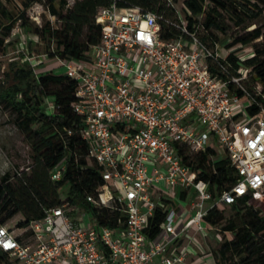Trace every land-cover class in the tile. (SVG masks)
Wrapping results in <instances>:
<instances>
[{
  "label": "built area",
  "instance_id": "built-area-1",
  "mask_svg": "<svg viewBox=\"0 0 264 264\" xmlns=\"http://www.w3.org/2000/svg\"><path fill=\"white\" fill-rule=\"evenodd\" d=\"M94 19L102 30L89 58L48 59L64 72H46L76 83L79 135L103 180L85 202L98 211L118 209L124 219L109 227L90 215L84 226L86 212L63 204L44 209L20 239L0 225V250L16 264H182L187 251L174 247L189 229L214 230L203 222L208 210L264 203V103L244 87L249 69L240 65L230 72L221 63L224 45L208 47L186 33L180 16L182 33L173 39L162 37L160 17L151 11L113 2ZM48 110L53 114L52 97L43 103L50 115ZM181 147L226 156L234 184L213 198L207 183L182 163ZM63 171L50 170V181H59ZM181 192L186 199L193 193L194 202L185 204ZM162 199L168 201L164 221L148 240L144 230ZM188 206L193 214L184 219Z\"/></svg>",
  "mask_w": 264,
  "mask_h": 264
},
{
  "label": "trees",
  "instance_id": "trees-1",
  "mask_svg": "<svg viewBox=\"0 0 264 264\" xmlns=\"http://www.w3.org/2000/svg\"><path fill=\"white\" fill-rule=\"evenodd\" d=\"M186 24V33H194L208 47L220 45L230 29L224 19L231 21L242 35L231 37L224 43L226 57L221 63L230 72L240 65L249 69V80L244 83L254 99L264 103V61L259 60L260 51L254 50L252 57L238 59L232 47L247 46L264 36V0H181ZM33 1L22 3V11L14 16L0 1V51L7 46L6 40L16 23L21 29L33 32L46 43V56L63 60H87L91 46L99 42L102 28L95 23L94 16L99 8L113 2L119 8H139L156 13L160 32L164 39H173L182 33L177 27L179 16L166 0H75L65 13L56 4L63 0H44L49 14L57 17V24L49 21L41 26L30 23L26 10ZM250 27V30H248ZM230 49V50H229ZM31 43L26 47L30 54ZM29 56L18 52L9 60L1 73L0 104L10 109L18 120L19 127L27 137L33 155V164L26 172H15L12 183L8 174L0 183V225L19 215L16 224L25 229L32 220L43 217V210L67 204L69 207L87 210L99 225L114 227L124 215L118 209L98 211L85 202L86 195H96L103 185L99 168L86 159L87 146L79 135L83 127L81 116L74 113L77 102L76 83L63 75L36 71ZM259 87V91L257 90ZM236 92L241 95L240 90ZM53 98L54 112L43 111L44 100ZM255 109H251L253 113ZM67 130L72 133L67 134ZM182 163L197 172V179L208 185L213 198L230 189L235 175L226 156L206 149L192 153L186 147L179 148ZM64 167L59 181L52 182L49 172ZM180 198H185L181 192ZM168 201L162 199L148 220L144 234L154 239L166 215ZM233 211L221 227L224 241L217 249L215 264H264V217L244 201L229 206ZM223 221L222 211L208 210L203 218L205 226L215 229ZM5 226V225H4ZM20 239V237H17ZM0 264H16L6 252L0 250Z\"/></svg>",
  "mask_w": 264,
  "mask_h": 264
},
{
  "label": "rangeland",
  "instance_id": "rangeland-1",
  "mask_svg": "<svg viewBox=\"0 0 264 264\" xmlns=\"http://www.w3.org/2000/svg\"><path fill=\"white\" fill-rule=\"evenodd\" d=\"M3 5L14 15L16 16L19 12L22 11V3L27 0H0ZM33 1L30 7L26 10V17L29 19L30 23H34L36 26H41L44 22L49 21L52 25L57 24V17H50L46 9V3L44 0H31ZM64 5L56 6L59 8L61 13H65L68 6H70L75 0H63ZM167 3L173 7L175 15L183 17L184 11L182 7L181 0H166ZM224 19L229 24L230 29L225 34V36H219L223 41L220 45L229 42L231 37H236L242 35L241 30L236 28L235 25L227 20L224 16ZM19 23V22H18ZM18 23L12 29L10 36L7 38V46L4 51H0V80L2 78L1 73L9 60L13 58L18 52H23L25 55L29 56L28 61L32 63L36 71H48L50 69H55V74H63L64 68H59V65L55 61H50L48 63L49 57L46 56V43L38 38L33 32L27 29H21L18 26ZM264 25V21H261ZM253 27H250V30ZM28 43H31L30 54H27L26 47ZM221 47V46H220ZM234 53H238L239 57L247 59L252 57L254 50L258 49L260 51L259 60L264 61V36L256 40L253 44L247 46H234L232 47ZM230 50V49H229ZM227 52L228 50H222ZM41 55L40 57H37ZM43 55H45L43 59ZM43 60L41 66L38 64V61ZM48 63V64H47ZM41 67H43L41 69ZM58 67V68H57ZM52 110H48V113L51 114ZM246 116V114H244ZM33 164V155L31 148L27 142V137L21 130L18 124L16 115L8 108L0 104V183L2 182V177L5 174H8L10 181L14 183L16 181L14 175L15 172H26L28 168ZM176 201H179V191L174 194ZM194 194L190 193L184 202L188 203L194 202ZM183 202V201H182ZM251 208L255 209L259 216L264 217V203H259L256 205H250ZM233 211L230 207H226L222 211L223 221L212 231H209V234L206 232H195L194 230H189L184 233L174 248L176 249H186L187 257L184 263L182 264H203L208 260L207 264H215L218 261L219 257L217 254V249L219 245L224 241V235L221 232V227L225 223V220L231 217ZM88 216L84 217V226L88 220ZM21 220L19 215L15 216L13 219L7 221L4 225L13 233L15 237H22L21 230L17 228V222ZM208 235V236H207ZM194 239L196 241L193 242ZM200 244V246H198ZM221 264L224 262L220 261Z\"/></svg>",
  "mask_w": 264,
  "mask_h": 264
},
{
  "label": "crops",
  "instance_id": "crops-1",
  "mask_svg": "<svg viewBox=\"0 0 264 264\" xmlns=\"http://www.w3.org/2000/svg\"><path fill=\"white\" fill-rule=\"evenodd\" d=\"M57 7V6H56ZM49 16L50 17H54L53 15H51V14H49ZM48 64V63H47ZM43 67H41V69H42ZM182 199V198H181ZM182 200H186V195H185V198L184 199H182ZM190 203V202H189ZM80 210H82V211H85L86 212V216H90L91 215V213H89L87 210H84V209H80ZM193 214V211L190 209V207L188 206L187 208H186V211H185V215H184V219H188L189 218V216H191ZM89 223V220H87L86 221V224L85 225H87ZM190 230V229H189ZM188 230V231H189ZM191 230H194L195 232H197L195 229H191ZM206 234H209V232H206ZM208 236V235H207ZM191 240H193V242H195L196 243V241L194 240V239H191ZM198 246H200V244H198ZM186 250V249H185ZM208 263V260L205 262V263H203V264H207Z\"/></svg>",
  "mask_w": 264,
  "mask_h": 264
}]
</instances>
